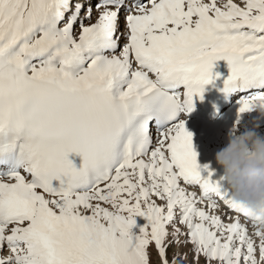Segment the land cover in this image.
<instances>
[{"label": "snow or ice", "instance_id": "snow-or-ice-1", "mask_svg": "<svg viewBox=\"0 0 264 264\" xmlns=\"http://www.w3.org/2000/svg\"><path fill=\"white\" fill-rule=\"evenodd\" d=\"M221 59L264 109V0H0V264H176L177 223L196 264H264L182 115Z\"/></svg>", "mask_w": 264, "mask_h": 264}, {"label": "clouds", "instance_id": "clouds-1", "mask_svg": "<svg viewBox=\"0 0 264 264\" xmlns=\"http://www.w3.org/2000/svg\"><path fill=\"white\" fill-rule=\"evenodd\" d=\"M254 110L264 116V109L257 106ZM257 127L230 131L226 145L214 158L233 190V198L264 220V135L256 131Z\"/></svg>", "mask_w": 264, "mask_h": 264}, {"label": "rangeland", "instance_id": "rangeland-1", "mask_svg": "<svg viewBox=\"0 0 264 264\" xmlns=\"http://www.w3.org/2000/svg\"><path fill=\"white\" fill-rule=\"evenodd\" d=\"M235 105H232V108H235ZM236 107H238V105H236ZM236 111V109H235ZM237 112V111H236ZM239 117V121L241 122V124H247V126H244L245 127H248V128H252V126L254 125H257L258 124V127L260 129V131L262 129H264V127H262L257 121H262L264 120V116H261L259 115L258 119L255 121L253 120L252 118H247V117H244V119L242 120V117L241 115L238 114V112L236 113ZM231 118H229L228 120V124H227V129L230 130V124H231ZM234 124H238V123H234ZM239 127V130L240 131H243V128L240 129V125L238 126ZM256 131L258 132L259 130L256 128ZM198 147H200V142H198ZM223 145L225 146L226 145V140L224 141ZM213 149H217V145L214 144L213 146ZM197 152V150H196ZM197 162L198 164L203 167L204 165H208L209 168H214V166H219L216 161H215V155H211L209 154L208 157L206 156L205 153L201 152V153H198L197 152ZM158 203L160 201H157ZM225 218V217H224ZM227 221V218H225V222ZM137 222L138 224H141L143 223V219L140 218V217H137ZM228 222V221H227ZM245 222V221H244ZM243 223V222H242ZM246 223V222H245ZM177 226L181 228V234H180V240L182 243L180 244H176L174 245L170 250H169V258L171 259L172 258V252L175 251L177 253H179V256L177 257V261H176V264H196V257L193 255V252H192V245L191 243H184V241L186 240V236H185V233H186V226L184 225H179L177 223ZM134 231H138V229L134 228L133 229ZM254 227L252 225H249V233L252 234L254 232ZM256 242H257V259L259 260V250H258V244H259V239L257 237H253ZM150 252L151 254L153 255V257L155 256V249L154 248H150ZM200 264H203V261H202V258H201V262Z\"/></svg>", "mask_w": 264, "mask_h": 264}, {"label": "bare ground", "instance_id": "bare-ground-1", "mask_svg": "<svg viewBox=\"0 0 264 264\" xmlns=\"http://www.w3.org/2000/svg\"><path fill=\"white\" fill-rule=\"evenodd\" d=\"M232 104V103H231ZM236 105H237V102H236ZM235 109H236V111L238 112V107H236L235 106ZM234 111V109H231V112H233ZM235 111V112H236ZM236 112V113H237ZM239 115H241V116H243L242 117V120L244 119V117H247V118H252L253 120H257L258 119V117H259V115H261L258 111H256V110H252V111H250V112H245V113H238ZM227 116V117H229V115L227 114V112H224L223 113V116ZM238 115L236 114V116L233 118V119H237V120H239L238 119ZM262 127H264V120H262V121H257ZM248 124V123H247ZM247 124H241V122L239 121L238 122V125H233V124H231L230 125V128H232L231 130H228L227 128H223V129H226V132H224L223 131V129H221L220 127H218L217 125H216V123H212V126L213 127H215V128H217L218 129V132H217V134H216V137H217V141L216 142H214L213 144H210V146L208 145V143H202V146H203V148L202 147H198V145L195 143L196 141L194 140V138H193V146H194V150L196 151L197 150V152L198 153H201V152H203V153H205L206 154V156L208 157V155L209 154H211V155H215V152L216 151H218L220 148H222L224 145H223V143H224V141L226 140V143H227V136H228V132L229 131H234V130H236V129H239V125H240V129H242L243 128V130H244V126H247ZM253 127V126H252ZM257 129L259 130L258 131V133L260 134V135H264V129H262L261 131H260V129H259V127H257ZM208 141V140H207ZM213 141H215V140H212V141H208V142H213ZM214 144H216L218 147H217V149H213V145ZM214 170H215V172H216V175L218 176V177H220V176H222V174H223V169L221 170V171H219L216 167H214ZM196 191H199V190H197V189H195ZM223 209V208H222ZM224 213H226L227 215H225V218H227V221H228V216H234V215H232L231 213H229V212H227V211H225V210H223V213H222V215L224 214ZM242 219V218H241ZM226 221V222H227ZM242 222L244 223V220L242 219Z\"/></svg>", "mask_w": 264, "mask_h": 264}]
</instances>
